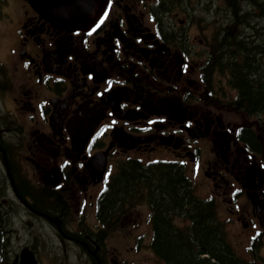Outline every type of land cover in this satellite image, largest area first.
<instances>
[{
    "label": "flooded vegetation",
    "instance_id": "obj_1",
    "mask_svg": "<svg viewBox=\"0 0 264 264\" xmlns=\"http://www.w3.org/2000/svg\"><path fill=\"white\" fill-rule=\"evenodd\" d=\"M222 2L226 21L225 8L238 9ZM158 6L108 0L95 24L69 30L29 0H0V264H33L26 251L36 264H137L107 246L116 230L105 233L131 231L129 206L101 217L110 180L132 160L183 168L214 207L233 264H264V112L252 140L232 115L237 89L213 58V34ZM99 154L96 181L88 164ZM136 238L122 246L169 264L154 228L149 245Z\"/></svg>",
    "mask_w": 264,
    "mask_h": 264
},
{
    "label": "trees",
    "instance_id": "obj_2",
    "mask_svg": "<svg viewBox=\"0 0 264 264\" xmlns=\"http://www.w3.org/2000/svg\"><path fill=\"white\" fill-rule=\"evenodd\" d=\"M162 1L170 7L176 0ZM186 1L181 0L184 5ZM226 1L238 10L233 15L229 6L225 8L230 25L225 30L218 28L212 44L213 58L221 61L230 84L237 89L231 104L247 116L257 115L264 112V0ZM164 3L159 4L160 9H164ZM214 13H218L217 7ZM253 127H248L247 132L256 140ZM112 180L102 195L101 217L111 219L112 213L122 211L124 205L149 204L154 219V248L166 256L169 264L234 263L232 248L223 239L213 216L214 207L195 194L183 168L174 163L142 164L132 160L122 165ZM179 218L191 219L192 224L181 230L176 221ZM112 230L116 226L106 227L105 233Z\"/></svg>",
    "mask_w": 264,
    "mask_h": 264
},
{
    "label": "rangeland",
    "instance_id": "obj_3",
    "mask_svg": "<svg viewBox=\"0 0 264 264\" xmlns=\"http://www.w3.org/2000/svg\"><path fill=\"white\" fill-rule=\"evenodd\" d=\"M224 5L222 3V0H187L186 4H182L181 0H176L172 3V8L170 13H167L166 19L171 18L173 16V20L175 19H184V20H191V24L196 27V23L199 25L200 28H203L204 34H210L212 33L214 38L216 39V34L218 31V28L222 30L223 28H226L225 24L226 21L221 18L222 12H221V6ZM218 8V13H214V9ZM16 10V6L14 5V9L12 11ZM11 11V10H10ZM168 20V19H167ZM200 38L203 36L200 34ZM1 43V41H0ZM3 50V44L0 45V51ZM233 117L238 120V122H244L245 124H253L256 123L258 120H260L259 116H247L242 112V110H234L232 113ZM131 215V218L135 219V224L129 223L130 227L132 228L131 231L128 233L127 229L128 226H122L120 230V233L115 232L112 237H110L107 246L112 249V245H118L122 247V253L120 254L119 258L120 260L131 259L137 264H143V262L146 260L149 262L150 260V254L146 249H143L141 253H133L128 252L124 246H122V240L125 242L128 240H134L133 246L135 245L137 241V236H144V240L148 243L150 242V238L152 237V229L153 226L150 221V208L145 203L143 205L137 204L135 206H129ZM135 208V209H134ZM128 236H131V238H127ZM112 252V250H109ZM150 253H152L151 250H149ZM73 264V263H71Z\"/></svg>",
    "mask_w": 264,
    "mask_h": 264
},
{
    "label": "water",
    "instance_id": "obj_4",
    "mask_svg": "<svg viewBox=\"0 0 264 264\" xmlns=\"http://www.w3.org/2000/svg\"><path fill=\"white\" fill-rule=\"evenodd\" d=\"M46 19L55 25L69 29H86L90 27L103 11L107 0H29ZM93 178L102 179L106 169V159L99 154L92 157L88 164ZM1 241V234H0ZM31 262L36 264L34 256L26 251Z\"/></svg>",
    "mask_w": 264,
    "mask_h": 264
},
{
    "label": "snow or ice",
    "instance_id": "obj_5",
    "mask_svg": "<svg viewBox=\"0 0 264 264\" xmlns=\"http://www.w3.org/2000/svg\"><path fill=\"white\" fill-rule=\"evenodd\" d=\"M105 15H107V13H105Z\"/></svg>",
    "mask_w": 264,
    "mask_h": 264
}]
</instances>
